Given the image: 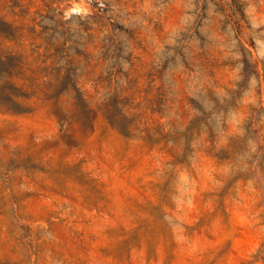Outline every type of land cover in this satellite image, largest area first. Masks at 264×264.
<instances>
[{"label":"rangeland","instance_id":"obj_1","mask_svg":"<svg viewBox=\"0 0 264 264\" xmlns=\"http://www.w3.org/2000/svg\"><path fill=\"white\" fill-rule=\"evenodd\" d=\"M0 264H264V0H0Z\"/></svg>","mask_w":264,"mask_h":264}]
</instances>
